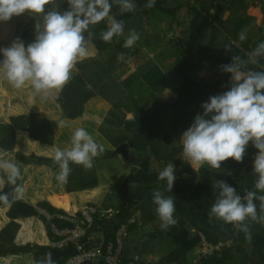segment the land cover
Returning a JSON list of instances; mask_svg holds the SVG:
<instances>
[{
  "label": "trees",
  "instance_id": "1",
  "mask_svg": "<svg viewBox=\"0 0 264 264\" xmlns=\"http://www.w3.org/2000/svg\"><path fill=\"white\" fill-rule=\"evenodd\" d=\"M134 3L133 11L123 12L120 4L113 2L109 17L122 21L124 32L111 42L101 39L102 32L108 28L107 18L90 26L93 36L89 46H93L97 54L77 62V74L59 91L56 98L60 114L62 112V116L70 120L65 122H69L68 125L71 126L83 115L84 106L91 99L99 97L107 102L111 110L103 120L100 133L112 150L105 149V153L95 159L91 170H85L76 164L70 165L72 170L66 182L65 205L56 203V196H53V199H47L37 206L53 216L51 221L38 214L36 207L25 202L16 200L7 204L9 210L6 217L9 223L5 225V220L0 218V225L5 226L0 231V264H31L26 257H19L23 255L31 256L33 263L39 264L49 252L56 264H66L77 256L80 252L73 244L62 249L52 246L58 239L51 232V224L59 229L78 226L85 230L80 245L84 250L99 251L100 257L95 264H105L104 255L109 245L117 249L116 235L123 227L125 236L120 254L121 264L151 263L149 258L155 251L156 243H160L165 252L156 264H191L201 243L200 235L212 247L222 245L219 250H213L211 255L203 258L200 264H264V224L247 221L252 236L249 241L245 238V233L232 224L209 217L216 198L215 181H225L235 187L241 196L248 191H255L258 176L253 172L252 165L258 149L250 143L243 162L238 163L230 158L221 163V169H212L208 165L189 164L180 144L183 132L201 111V104L230 87L231 74L221 72L220 66L231 63L234 56L247 59L249 53L264 41V0H155L152 6H149V0H134ZM251 7L260 8L262 23L258 27L256 19L247 14ZM50 8L65 11L69 5L67 0H52L51 4L46 5V9ZM183 9H189L192 18L188 25L187 39L181 42L175 52L180 78L175 89L176 97L170 100L163 97L162 92L167 87L168 79L152 59L146 60L125 80H117L118 73L124 71L126 64L140 54L137 43L141 42L143 48H148L161 41L160 35L153 33L154 28H150V33L146 31L144 24L162 17L168 21L167 30H173V23ZM38 22L41 23L33 19L30 25L23 28L20 40L25 44L34 39L35 25ZM132 30L139 34L140 39L132 48H125L124 36H128ZM241 31L246 33L244 41L238 39ZM121 53L125 56L124 61L117 60ZM248 68L264 70V59L257 64H249ZM195 71L213 72L214 75L199 80L191 74ZM103 106L100 103L94 111L104 109ZM15 115L19 114H14L7 123H0V150L12 152L19 140V151L36 153L18 158L22 166H19L22 168L21 174L30 178L24 168L39 167L32 168L33 179L40 180L42 177L41 180L47 181L48 178L50 184H54L51 187H54L59 183L56 180L57 173L53 174L44 167L52 171L59 170L53 158L48 157L54 156L57 148H67V144L62 146L57 140L53 146L56 129L53 122L42 119L38 114ZM127 116L132 118L127 119ZM117 156L126 161L130 172L121 185L110 187L107 202L102 207L98 206L93 224L87 227L80 218L79 210L72 206L70 196L97 188L95 164L113 160ZM168 163L175 165L177 179L172 192L165 194L175 198L174 216L177 223L162 230L152 193L155 189L163 191L166 187V183L158 181L157 177ZM17 183L20 184L21 180ZM13 187L3 185L0 191L12 193ZM53 189L56 192L61 190L59 187ZM97 190L88 193L86 199L97 198L102 189ZM42 195L43 193H37L32 198L33 202ZM9 199L11 201V195ZM255 203L258 215L264 214L261 202L256 200ZM7 205L0 203L2 216ZM107 210L112 211V215L102 216L101 211ZM59 216L74 218L77 223L62 221L57 218ZM33 218L42 222L50 244L16 245L15 238L20 229L16 221L27 219L30 222ZM152 225L154 231L144 234L146 228ZM30 230L32 229L25 225L19 235L20 239L29 242L30 238H44L40 229L36 234Z\"/></svg>",
  "mask_w": 264,
  "mask_h": 264
},
{
  "label": "clouds",
  "instance_id": "2",
  "mask_svg": "<svg viewBox=\"0 0 264 264\" xmlns=\"http://www.w3.org/2000/svg\"><path fill=\"white\" fill-rule=\"evenodd\" d=\"M113 2L119 3L123 12L135 9L134 0H67L69 8L65 11L46 9L52 0H0V22H7L26 12L42 20L35 25V37L30 43L25 44L17 38L10 47L0 48V81H6L15 89L30 84L37 94L62 90L72 78L77 62L88 55L93 36L90 26L109 17ZM154 3L155 0H149V6ZM123 32V22L113 18L107 30L102 32L101 39L111 42ZM139 39V34L132 30L123 47L132 48ZM238 39L244 41L246 33L241 31ZM124 59L123 53L117 57L118 61ZM261 59H264V41L249 53L247 59L234 56L231 63L221 65V72L231 74L230 87L201 104V111L194 116L180 138L183 155L189 164L208 165L212 169H221V163L230 158L243 162L250 143L258 149L252 165L253 172L258 176L255 191L241 196L235 187L217 180L216 198L209 211L210 218L232 224L245 233L249 241L252 236L247 221L264 224V214L258 215L255 203L259 200L264 211V195H258L264 193V70L248 68L249 64H257ZM104 153V145L98 143L85 128L75 129L70 146L57 148L54 152L53 160L59 167L56 180L61 184L67 182L71 164L91 170L95 159ZM0 172L3 173L0 175V186H14L12 193L0 191V203L7 205L22 200L25 188L17 183L22 178L19 165L0 158ZM157 179L166 183V187L163 191L153 190L152 200L160 227L167 230L177 223L175 198L165 194L172 192L177 179L175 165L168 163ZM39 264L56 262L49 252Z\"/></svg>",
  "mask_w": 264,
  "mask_h": 264
},
{
  "label": "rangeland",
  "instance_id": "3",
  "mask_svg": "<svg viewBox=\"0 0 264 264\" xmlns=\"http://www.w3.org/2000/svg\"><path fill=\"white\" fill-rule=\"evenodd\" d=\"M254 9L255 10L249 8L247 14L256 19V27H258L262 23V14L259 7H256ZM225 17H227V14L225 15ZM191 18H192L191 11L189 9H183L181 12L178 13L176 20L173 23V30H167L168 21L166 18L158 17L152 19L149 22L147 21V24H144L145 28L147 29L146 31L152 33L150 28H154L153 33H158L161 37V41L148 48H143L141 42L137 43V47H139L140 49V54L126 64L124 71L118 73L117 80L119 81L125 80L128 76L134 73L141 65H143L146 60L152 59L160 66V68L163 70V72L165 73L168 79L167 87L162 92L163 97L166 100L174 99L176 97L175 89L178 87L180 81L177 72L178 60L175 57V52L181 46V42L187 39L188 25L191 21ZM33 19L39 20L38 17L31 16L26 12L24 14H21L20 16H14L11 20L7 22H0V48L10 47L11 44L15 40H17V38L20 39V35L22 33L23 28L27 25H30ZM111 19H113V17H109L106 19L108 26ZM124 38L126 39L127 35H125ZM88 48H89L88 55L79 61L94 57L97 54L93 46H89ZM76 74H77V69L75 67L72 71V77ZM191 74L199 80L209 78L214 75L213 72H208V71H195L192 72ZM59 91L51 90L46 94L45 93L37 94L34 92L30 84H26L21 89H15L6 81H0V123H7L9 118L12 117L14 114H19V115L38 114L42 119L51 121L55 124L56 129H55L53 146L55 145L56 142L60 141L62 146L63 144H67L66 147H69L72 132L77 128L83 127L93 136V138L98 143L103 144L105 149H112L108 141L100 133V128L103 125V120L106 118L109 111L111 110V106L101 98L95 97L91 99L89 102H87V104L84 106L83 115L79 119L75 120L76 122L74 123V126H71L68 125L69 122H65L66 120L67 121L70 120L65 119L62 116V112L60 114L61 111L60 107L56 103V98L58 97ZM100 103L104 105L103 106L104 109L101 110L97 109L98 111H94V109L98 107ZM19 115H15V116H19ZM131 118H132L131 116H127V119H131ZM60 125L62 126L59 127ZM73 127L75 128L73 129ZM59 129L61 130V132ZM18 143L19 140L17 144ZM17 144L12 152H3L0 150V158H3L10 162L17 163L19 166H21V164L18 161V158L20 156H29L31 154L36 155V153L32 151H26V152L19 151L17 149ZM180 144L182 145L181 140H180ZM61 148L63 149V147ZM21 167L20 169H22ZM95 167L98 176V183L100 185L99 188L102 189L100 195L97 198L90 199L88 202H86L85 197L87 195H84L81 192L80 193L76 192L77 194H73L70 196L73 207L79 209L80 207H83L87 203L102 207L103 204L107 202L106 198L108 194H110V187L112 185H117V186L121 185L124 181V178L129 173V168H130V166L126 163V161L120 156H117L114 160L96 163ZM196 167H198V164L196 165ZM32 168H39V167L28 166L24 168L25 171L28 173L27 175H30V178L23 176L24 175L23 173L21 174L22 178L20 179L21 180L20 185L24 186L25 195L24 198L19 201L25 202L37 208L38 203H40L41 201L47 199L48 200L53 199L52 198L53 196H58V197L63 196L64 197L63 199L55 198V201L60 205H65L66 200L64 195L66 193V183L63 184L57 183L54 187H51V185L53 186L54 184L53 183L50 184L48 178L47 181L41 180L42 177L40 178V180L33 179ZM44 169H47L49 172L53 174L57 173V175L59 172V170L52 171L51 169L45 167ZM0 175H3V173L0 172ZM185 178L187 179V176ZM58 187L61 188V190L59 192L54 191L53 188L58 189ZM1 188H3V185L0 186V189ZM37 193H43V195L41 198L33 202L32 198H34ZM5 207L6 208L3 210V216L0 214V218L2 217V219L5 220L6 222L5 225H7L9 223V220L6 217V214L9 210V205ZM16 222L20 225V229L15 238L16 245L22 246L27 243H30L39 246H48L50 244L48 238H46L47 236L45 233V227L43 226L42 222L39 221L38 219L33 218L32 221L30 222L27 220H18ZM25 225H27V227L32 229L30 231L35 234L40 229V231L44 235V238L41 237H40L41 239H38L36 237L30 238L29 242H26V240H24L23 238L20 239L19 235L21 234L22 229L25 227ZM4 227H5L4 224L2 226L0 225V231ZM153 229H154L153 225L149 226L148 228H146L144 234L153 232L154 231ZM42 234H40V236ZM18 240L20 241L18 242ZM156 244L157 245L155 251L150 255L149 258L151 263L148 264H156V262H158L161 259V257L165 255L163 246L160 245V243H156ZM169 250L170 248L167 249V251ZM196 251H199V248ZM19 257H26V259L30 260L31 264H34L31 256L23 255Z\"/></svg>",
  "mask_w": 264,
  "mask_h": 264
},
{
  "label": "built area",
  "instance_id": "4",
  "mask_svg": "<svg viewBox=\"0 0 264 264\" xmlns=\"http://www.w3.org/2000/svg\"><path fill=\"white\" fill-rule=\"evenodd\" d=\"M38 214H41L46 220L51 221L53 216L49 215L44 210L37 208ZM80 218L82 222L90 227L93 224V217L98 213V207L93 204H86L79 209ZM102 216H111L112 211H101ZM58 219L67 221L70 223H77L76 219L68 218L65 216H59ZM51 232L58 239L52 244L55 248L62 249L68 247L69 244H73L79 250V254L72 259L68 260L66 264H95L96 260L100 257V253L96 249L84 250L80 245V240L85 236V230H82L78 226L73 229H59L54 224H51ZM125 236V228L123 227L116 235L117 249L113 245H109L104 255L105 264H121L120 254L122 250V242ZM201 243L198 248L199 251L194 253L191 264H200L203 258L212 254L213 250H219L222 245L212 247L207 243L203 235H200Z\"/></svg>",
  "mask_w": 264,
  "mask_h": 264
},
{
  "label": "crops",
  "instance_id": "5",
  "mask_svg": "<svg viewBox=\"0 0 264 264\" xmlns=\"http://www.w3.org/2000/svg\"><path fill=\"white\" fill-rule=\"evenodd\" d=\"M250 9H252V10H255L253 7H251ZM35 142V141H34ZM38 143V142H37ZM40 144V143H39ZM43 145V144H42ZM44 146H46V145H44ZM48 147H50V146H48ZM111 147V146H110ZM112 148V147H111ZM108 150H112V149H108ZM48 158H53V157H48ZM114 160V159H113ZM46 168V167H45ZM129 172H130V168H129ZM129 174V173H128ZM127 174V175H128ZM99 187H100V185H99V183H98V187L97 188H95V189H93V190H91V191H84V192H81L82 194H84V195H87L88 193H91L92 191H98L97 189H99ZM80 193V192H79ZM74 194H77V193H74ZM65 195H67L66 193H65ZM87 198V196L85 197V200H86V202H88L89 200L88 199H86ZM45 201V200H44ZM41 202H43V201H41ZM40 202V203H41ZM39 204V203H38ZM88 204V203H87ZM34 207V206H33ZM98 207V206H97ZM100 207V206H99ZM38 208V207H37ZM76 210H79L80 208H82V207H80L79 209L78 208H76V207H74ZM31 219V218H30ZM25 220H27V219H25ZM46 238H48V237H46ZM48 241H49V239H48ZM49 243H50V241H49Z\"/></svg>",
  "mask_w": 264,
  "mask_h": 264
},
{
  "label": "bare ground",
  "instance_id": "6",
  "mask_svg": "<svg viewBox=\"0 0 264 264\" xmlns=\"http://www.w3.org/2000/svg\"><path fill=\"white\" fill-rule=\"evenodd\" d=\"M55 198H57V199H63L64 197L63 196H56Z\"/></svg>",
  "mask_w": 264,
  "mask_h": 264
}]
</instances>
